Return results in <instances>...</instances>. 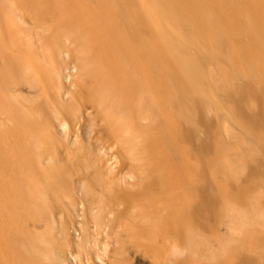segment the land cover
Here are the masks:
<instances>
[{
    "label": "bare ground",
    "instance_id": "bare-ground-1",
    "mask_svg": "<svg viewBox=\"0 0 264 264\" xmlns=\"http://www.w3.org/2000/svg\"><path fill=\"white\" fill-rule=\"evenodd\" d=\"M90 1L94 17L78 8L81 1L71 2L73 11L58 16L55 33L38 24L25 34L5 29L0 18V264H186V253L203 242L194 223L212 189L202 188L203 200L189 206L184 163L177 165L186 155L181 145L177 155L169 150L161 158L155 174L142 168L144 179L124 170L108 146L90 156L83 116L105 107L107 124L99 131L109 127L116 153L124 148L125 158L138 161L154 146L155 84L185 122H192L183 111L193 110L190 94L205 88L195 78L205 68L187 46L170 50L158 37L157 11L176 33L200 43L226 46V31L244 30L255 48L234 50L242 65L251 54L264 63V16L256 0L230 8L213 0ZM241 14L249 24L238 21ZM203 92L194 104L205 110L212 101ZM73 147L83 159L77 166L69 158Z\"/></svg>",
    "mask_w": 264,
    "mask_h": 264
},
{
    "label": "rangeland",
    "instance_id": "rangeland-1",
    "mask_svg": "<svg viewBox=\"0 0 264 264\" xmlns=\"http://www.w3.org/2000/svg\"><path fill=\"white\" fill-rule=\"evenodd\" d=\"M76 1L0 0V18L5 22V29L23 30L25 34L34 31L31 30L34 29L33 25L38 24L46 29V34L55 33L56 19L61 13H69V8L73 11L70 5ZM79 1L78 8L94 17L96 9L93 1ZM213 1L216 7L244 5V0ZM256 5L264 16V0H256ZM157 12L158 26L162 28L158 37L163 39L168 49L174 50L173 46L179 49L180 44H184L188 48L187 53L195 56L205 68L201 76L198 74L195 77L197 80L202 79L205 88L198 89L195 96L190 94L193 112L188 108L183 110L187 115L191 112L192 122L180 121L175 100L166 102L163 86L156 83L155 122L150 131L154 146L147 145L145 152L138 154V161L131 163L125 158L124 148L116 153L115 146L110 142L109 127L99 131L101 125L107 124L106 108L103 106L90 108L88 114L83 116V138L87 145L83 147L90 156L97 157L108 146L109 151L106 153H114L112 155L119 159L124 170L133 169L144 179L146 173H156L158 166L161 167L159 161L165 154H170L169 150L175 151L173 154L177 155L181 145L186 155L184 162L180 163L179 160L177 165L184 163L182 178L187 186L189 206L203 200L202 188L210 187L214 193L199 222L194 223L192 214L188 217L201 234L203 242L186 253V264H264V63L260 57L258 60V56L252 54H249V64L242 65L233 60L232 54L236 48L247 49L249 53L255 48L249 43L244 30L234 33L226 31V46H220L212 40L200 43L176 33L178 30L165 21L167 15L162 17L163 13ZM18 14L24 18V23L20 22ZM237 19L242 24L251 21L246 14L239 15ZM214 23L220 27L217 21ZM181 54L184 55L183 52ZM181 68L185 70L183 65ZM202 92H207L212 101V105L207 104L205 110L194 104ZM168 94L170 98L176 97V92L169 91ZM143 126L140 121L139 128L144 130ZM60 129L56 127L57 134ZM192 129L193 135L189 137L186 133V137H182V134ZM176 132H179L178 136ZM162 134L171 139L169 143L163 142ZM175 134L177 138L173 137ZM80 148L77 146V150ZM70 151L69 158H73L77 166V162L83 160L82 156L76 153L74 147ZM142 168L146 173H142ZM247 258H251L253 263H244Z\"/></svg>",
    "mask_w": 264,
    "mask_h": 264
}]
</instances>
